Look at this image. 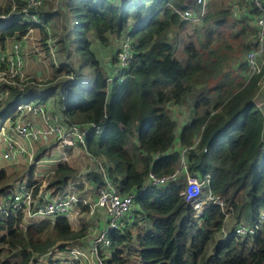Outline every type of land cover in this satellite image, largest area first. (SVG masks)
Instances as JSON below:
<instances>
[{"label": "trees", "instance_id": "trees-1", "mask_svg": "<svg viewBox=\"0 0 264 264\" xmlns=\"http://www.w3.org/2000/svg\"><path fill=\"white\" fill-rule=\"evenodd\" d=\"M208 1L204 17L184 21L174 7L199 13L203 0H130L124 5L68 0V10L81 20L77 50L82 67L93 68L95 80L88 86L73 84L75 91L60 103H67L65 113L75 122L105 125L101 134L90 135L87 147L107 159L109 174L123 192L141 185L151 169L159 176L176 171L179 149L200 137L188 155L190 170L211 175L212 193L224 198L234 226L243 218L255 221L264 205V111L255 101L258 77L246 82L247 66L241 62L252 47L255 30L249 16L237 15L234 0L229 6L228 0ZM237 2L249 12H258L246 0ZM10 9L11 2L0 5V15ZM54 16L47 13L46 19ZM1 25L0 46L30 28L16 18L0 20ZM186 27L190 29L184 35ZM126 33L134 39L136 55L125 81L108 87L109 60L103 64L93 43L106 49ZM59 42L60 53L66 51L67 44ZM181 47L185 64L177 56ZM20 93L12 88L5 108L15 104ZM173 105L190 107V119L183 126L172 116ZM156 153L161 156L155 160ZM26 172L11 179L6 169H0V198L10 194ZM78 172L68 163L61 164L50 187L62 190ZM90 178L95 184L101 180L97 172ZM184 188L183 178L138 196L141 218L113 235L109 264H264V227L254 236L223 241L218 233L225 213L210 204L196 217L181 194ZM17 221L15 217L0 221V264H32L87 232L86 225L75 230L65 217L28 228L17 226Z\"/></svg>", "mask_w": 264, "mask_h": 264}, {"label": "built area", "instance_id": "built-area-1", "mask_svg": "<svg viewBox=\"0 0 264 264\" xmlns=\"http://www.w3.org/2000/svg\"><path fill=\"white\" fill-rule=\"evenodd\" d=\"M51 1L10 0V11L0 15L2 23L16 18L30 24L26 34L19 38L7 39L4 46H0V169H5L6 166L4 167L3 164L6 163L14 170H19L23 166L33 169L32 177L30 175L24 177L10 194L0 198V221L15 217L18 219L17 226L28 228L42 220L55 221L65 217L69 219L75 230L80 229L81 224L86 225L87 232L83 237L69 241L63 247L56 246L32 264H109L113 255V235L131 226L133 223L131 224L130 221L133 216L135 221L139 219L138 196L150 188H167L183 178L185 188L181 194L194 207L196 217L202 216L210 204L218 205L225 213V223L218 233L220 239L226 241L234 236L246 238L259 233L264 227V205L255 221L248 222L242 219L231 226L232 215L226 210L224 198L212 193L211 175L193 173L190 170L188 155L197 147L200 137L192 145L179 149L181 160L176 171L159 176L151 169L141 185L134 186L129 192H123L109 174L107 159L95 155L87 147L90 135L93 132L101 134L105 125L95 121L75 122L62 111L65 104L61 105L60 101L67 100L68 88L78 82L73 69L66 66L69 72L58 76L55 80L57 87L63 90L61 97L53 93L36 102L27 96L29 88L42 85L37 83V80H42L41 76L31 77L27 73L33 61L36 65L39 61L38 66H41L48 62L46 59L48 57L53 65L59 67L57 55L60 53L59 40L63 27L57 17L46 19L48 13L46 9ZM108 1L124 5L130 0ZM246 2L251 9L258 12L247 11L246 8L238 5L237 0H234L237 15L249 16L250 24L255 30L251 38L252 47L241 62L247 66L244 72L246 82L258 77L255 101L262 110L264 0H246ZM207 3L208 0H203V9L199 13L182 7H174V10L184 21H199L207 11ZM35 26L41 28V34L44 36H38ZM0 29H3L2 25ZM114 43L117 46L112 63L110 62V67L113 69L106 77L108 87L125 81L136 55L134 39L130 33L124 34ZM50 64L48 62L51 68ZM12 88L21 91L20 97L15 104L5 109L6 113H3ZM23 95L28 98L24 99ZM179 131L180 128L175 133V146L179 143ZM81 149L89 155L90 168L78 169V174L72 177L62 190L50 187V180L59 166L63 163L70 164L74 151L81 155ZM204 150L207 151V148ZM169 152L171 153L172 149ZM45 155L49 157L46 158ZM160 156V153H156L154 159H159ZM44 163L55 166L48 171L35 170ZM94 172L101 177L97 184L91 182L90 177ZM85 207L88 210H84Z\"/></svg>", "mask_w": 264, "mask_h": 264}, {"label": "rangeland", "instance_id": "rangeland-1", "mask_svg": "<svg viewBox=\"0 0 264 264\" xmlns=\"http://www.w3.org/2000/svg\"><path fill=\"white\" fill-rule=\"evenodd\" d=\"M8 2H10V0H0V5L6 6ZM67 2H68V0H63V1L62 0H52L46 9V11H48V13H55L54 17H59L60 21L62 22L63 30H62V35L60 36V40L63 41V43L65 42L67 44V49H66V51H61V53H59L57 55V61H58L59 67L54 65V67L52 68L53 63H51L52 61L48 57H46V59L48 60L49 64L50 63L52 64V65L50 64L51 68L49 67L48 62L45 63L44 65H41V66H38V65H40L39 61H38L37 65H36L35 61H33L31 63V64L34 63L36 65V67L33 68V70L31 71V66H30V68L27 72L28 75H30L31 77H34V75L38 76L39 72L42 73V76H41L42 80H37V83H41L42 85H40V86L37 85V88H35V87L29 88V90L27 92V96H29L30 99H32L36 102L46 98L48 95V94L46 95V93L48 91H49V94H52V92H54L57 97H61L63 90L61 88L57 87V82H55V80L58 76L67 73V68H66L67 65H69V68L73 69V72L76 74L77 79H78L77 85L88 86L90 84H93L94 80H95L94 69L91 67H87V66L82 67V64H83L82 57L80 55V52L77 50V48H78V31H79V28L81 27L80 26L81 20L75 12H73V11L71 12L70 10H68ZM229 2H231V0H228V6H229ZM132 28H131V30H132ZM188 29H190V28H187V27L185 28L184 35L188 31ZM35 30H36V33L38 34V36H42L40 27L35 26ZM177 32L178 31H176L174 33V35H176ZM33 34H34V32H33ZM185 40H187V38ZM113 43H114V41L111 43L112 47H113ZM99 44H100V42H98L97 44L93 43V50L95 51V53L98 56H100V58L104 64V62L107 59L110 60L109 58L111 55V52H110L111 48L107 47L106 49H104V48H101ZM116 46L117 45H115V47ZM177 56L182 63H184V64L187 63V56H186V53L184 51V47L180 48V50L177 53ZM112 69H113L112 67L107 69V75H108V73H110L112 71ZM31 80H32V78L30 79V81ZM30 85L31 84H29L28 87H30ZM55 88H58V89H55ZM74 91L75 90L72 89L71 86L68 88L67 99H69L71 93H73ZM27 96L23 95L24 99L28 98ZM261 98L264 101V94L262 95ZM61 105H62V103H61ZM66 108H67V103L65 104L64 107H62V111L64 113H65ZM5 109H7V108H5ZM170 109L172 111L171 113H172L173 118L178 122L179 125L183 126L185 124V122H187L190 119V114H191L190 113L191 112L190 107H188V106L178 107L176 105H173V106H170ZM262 110L264 111V103L262 105ZM6 112H7L6 110L3 111V113H6ZM178 129H179V127H178ZM45 156H46V158L49 157V155H45ZM77 156L83 157L86 160L84 162L82 161L83 166L81 169L90 168L89 155L86 153L85 150L81 149V155H78V152L74 151V154H72L73 159L76 160ZM4 165L7 166L8 163L3 164V166ZM54 166H55V164L44 163V164H40L39 166H37L35 168V170L36 171H41V170L48 171L50 168H52ZM79 167H81V166H79ZM26 169H27L26 173L28 176L30 174L31 169L24 167V166L16 172H12V170L14 171V168H10V171L9 170H7V171L9 172V175H11V179H13L17 175L24 174ZM76 169H79V168H76ZM32 171H33V169H32ZM251 218L252 217H250L249 219H247V218H243V219L245 221L251 222V221H253V219H251ZM134 222H135V217L133 216V219L130 221V223L132 224ZM82 225L83 224H81V226Z\"/></svg>", "mask_w": 264, "mask_h": 264}, {"label": "crops", "instance_id": "crops-1", "mask_svg": "<svg viewBox=\"0 0 264 264\" xmlns=\"http://www.w3.org/2000/svg\"><path fill=\"white\" fill-rule=\"evenodd\" d=\"M115 45H116V43H113V50H112V46L110 47L111 48V55H110V60L112 59L113 60V56H114V53H115ZM110 60L108 61V59L106 60V62L108 61V63L110 62ZM36 67V65L33 63V64H31V71L33 70V68H35ZM38 75L39 76H42V73L41 72H39L38 73ZM54 92H52V94H53ZM48 94V95H47ZM46 95L47 96H49V95H51V94H49V91L46 93ZM179 107V106H178ZM72 153V152H71ZM84 161H86L85 160V158H83V157H80V156H77L76 157V160L75 159H73V157H72V162L70 163L73 167H76V168H82V166H83V162ZM79 166H81V167H79ZM12 166L11 165H7L6 167H5V169L6 170H9L10 171V168H11ZM13 171V170H12ZM140 207V206H139ZM141 215H142V213H139V219L141 218Z\"/></svg>", "mask_w": 264, "mask_h": 264}, {"label": "water", "instance_id": "water-1", "mask_svg": "<svg viewBox=\"0 0 264 264\" xmlns=\"http://www.w3.org/2000/svg\"><path fill=\"white\" fill-rule=\"evenodd\" d=\"M108 65L111 66V63L109 62ZM92 243H93V241H91V244H92Z\"/></svg>", "mask_w": 264, "mask_h": 264}]
</instances>
